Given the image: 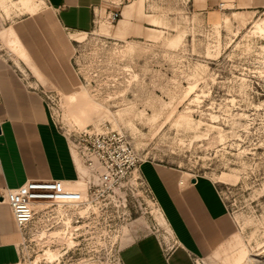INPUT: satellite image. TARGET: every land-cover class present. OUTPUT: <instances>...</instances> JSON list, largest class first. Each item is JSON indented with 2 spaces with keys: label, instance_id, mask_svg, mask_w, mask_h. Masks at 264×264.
Returning <instances> with one entry per match:
<instances>
[{
  "label": "rangeland",
  "instance_id": "374dc122",
  "mask_svg": "<svg viewBox=\"0 0 264 264\" xmlns=\"http://www.w3.org/2000/svg\"><path fill=\"white\" fill-rule=\"evenodd\" d=\"M138 1L129 2L135 5L126 30L98 17L87 35L72 36L85 39L73 41L79 81L64 94L29 80L34 71L22 63L26 54L16 37L21 22L45 12V1L34 0L32 8L0 0V63L25 75L29 88L52 92L48 115L67 144L80 131H120L143 163L214 185L230 232L199 264H264V6L240 10L221 0L200 11L191 0H140L141 7ZM242 11H252L250 19ZM71 152L78 172L86 171ZM137 192L125 184L112 193L120 208L110 215L130 216L122 244L126 231L139 227L170 245L161 212L149 214Z\"/></svg>",
  "mask_w": 264,
  "mask_h": 264
},
{
  "label": "crops",
  "instance_id": "0c3cea01",
  "mask_svg": "<svg viewBox=\"0 0 264 264\" xmlns=\"http://www.w3.org/2000/svg\"><path fill=\"white\" fill-rule=\"evenodd\" d=\"M44 1L45 12L21 22L17 29L19 36L15 34L26 54V63L21 61L34 71L28 74L29 80L35 84L36 79L45 81L69 94L79 81L71 62L75 39L72 36L79 37L91 29L94 9L115 8L118 3L123 17L118 21V30H126L135 2ZM218 1L221 0H191V3L203 11ZM222 1L234 2L240 10L264 6V0ZM138 7H141L140 0ZM151 25V30H158V25L153 22ZM26 81L25 75L0 63V191L32 179L70 180L77 176V162L61 131L50 119L42 95L39 90L29 88ZM141 170L157 198L172 242L164 251L158 234L141 233L139 227L127 230L121 250L123 263L196 264L197 259L209 257L230 232L225 205L214 185L161 164L142 163ZM19 242L12 213L0 201V264H17Z\"/></svg>",
  "mask_w": 264,
  "mask_h": 264
},
{
  "label": "built area",
  "instance_id": "2783aa9c",
  "mask_svg": "<svg viewBox=\"0 0 264 264\" xmlns=\"http://www.w3.org/2000/svg\"><path fill=\"white\" fill-rule=\"evenodd\" d=\"M119 5L94 9L92 24L100 17L114 26L122 16ZM40 93L48 107L52 92ZM67 141L86 171L77 170L75 179H32L0 191V201L8 205L20 235L17 264H124L121 235L130 216L110 215L112 208H120L112 193L129 184L144 199L149 214L152 209L161 212L141 170L143 161L120 131H80ZM120 198L126 206L125 196ZM158 235L167 251L170 245Z\"/></svg>",
  "mask_w": 264,
  "mask_h": 264
},
{
  "label": "bare ground",
  "instance_id": "6f19581e",
  "mask_svg": "<svg viewBox=\"0 0 264 264\" xmlns=\"http://www.w3.org/2000/svg\"><path fill=\"white\" fill-rule=\"evenodd\" d=\"M38 1H39V0H38ZM40 1H41V0H40ZM24 3L27 4V5H30V7H32V8H34V7L36 8V6H38V4H39V3H38V4L35 3L34 0H24ZM251 12H252V11H251ZM251 12L249 13V15L247 14L248 11L245 12L244 17L250 19V14L253 13V12H252V13H251ZM234 14L236 15L237 12L234 13ZM235 15H234V16H235ZM251 16H252V15H251ZM235 17H236V16H235ZM260 22H261V24H262V22H264V19H263V20L261 19ZM260 22H256V23H255V27H256V28H258V27L260 26ZM85 35H86V34H85ZM74 37H75V36H74ZM74 37H73V38H74ZM75 38H76V37H75ZM82 40H83V39H82ZM79 41H81V40H79ZM79 168H80V167H79ZM80 169H81V168H80ZM162 221H164V220H162ZM48 256H49L50 258H52V257L54 256V254H53L52 252H48Z\"/></svg>",
  "mask_w": 264,
  "mask_h": 264
},
{
  "label": "water",
  "instance_id": "95a60500",
  "mask_svg": "<svg viewBox=\"0 0 264 264\" xmlns=\"http://www.w3.org/2000/svg\"><path fill=\"white\" fill-rule=\"evenodd\" d=\"M193 182H194V180H193Z\"/></svg>",
  "mask_w": 264,
  "mask_h": 264
}]
</instances>
